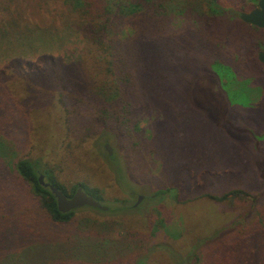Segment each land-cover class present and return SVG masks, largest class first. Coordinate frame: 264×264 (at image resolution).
Wrapping results in <instances>:
<instances>
[{"label": "trees", "instance_id": "obj_1", "mask_svg": "<svg viewBox=\"0 0 264 264\" xmlns=\"http://www.w3.org/2000/svg\"><path fill=\"white\" fill-rule=\"evenodd\" d=\"M61 1L66 7L64 16L75 26L81 40L77 58L65 63L57 57L42 55L37 65L27 63L21 68L18 60H12L6 67L0 68V264H26L23 257L36 249L41 250V247L49 248L50 256L46 264H69L58 262L60 260H56L52 245L48 247L44 241L50 243L51 236V241H55L53 237L71 224L75 210L64 214L58 212L50 192L38 185V174H42L44 181L61 191L66 198L79 187L100 204L102 202L94 186L79 182L65 189L52 171L41 166L37 159L21 155L33 144L30 139L35 141L33 147L40 143L38 149H43L44 142L49 141V150L53 149L58 141L57 135H61L56 130L65 129L68 122V114L64 115L68 103L73 107L72 117L77 115L75 108L86 104L91 111L79 117L90 116L88 119L92 121L90 125L86 122V127L80 126L86 134H80L76 142L78 146L75 145V148L79 152L76 156L74 151L76 160L71 159L75 166L73 169L77 168L78 173L83 171L85 174L88 163L84 161L93 154V158L97 157L101 162L100 169L114 178L116 187H126L122 170L102 163L96 149L100 137L114 135L121 138L123 132L128 131V101L125 97L141 95L143 100L146 96L148 101L156 103L161 92L187 86L191 91L208 79L211 82L209 90L215 94L221 92L225 88L224 81L229 82L235 71L220 55L219 40L214 39V35L218 33L221 40L232 37L236 47L245 46L250 53L256 47L254 38L260 31L239 20L238 14L245 11L244 0H230L227 8L222 7L218 0ZM250 1L254 3L257 0ZM178 15L184 18V23L178 30L169 29L170 17ZM224 16L227 20L222 18ZM63 38L57 37L59 40ZM254 60L257 62L256 57ZM99 76L103 77L94 85L91 77ZM114 80L116 82L112 83ZM68 92L66 105L62 95ZM19 96L22 100H17ZM115 98H119V102L113 103L116 109L112 110L109 101ZM58 110H63L62 115H57ZM34 120H37L36 125ZM73 148L65 147L62 155L65 160H68ZM63 161L61 159L60 162ZM95 168L98 169V165ZM5 170H8L9 177ZM220 176L223 178L209 175L206 171L201 173V178L207 179L205 185L212 187L242 178L228 171L221 172ZM260 177L263 178L264 174ZM22 185L27 190L24 194L30 195L28 211H20L14 198L6 194L8 190H17ZM169 191L170 188L158 190L152 194L154 198L150 196L149 199L160 200L159 196H165ZM201 198L221 203L225 210L236 213L225 224L211 227L206 235L194 236L187 256L178 258L160 244L150 245L146 253L165 251L175 261L173 264H264V211L257 215L258 218L249 220L252 205L258 201L239 189L218 195L203 193L196 197ZM119 208L124 210L122 206ZM122 216L128 215L122 213ZM87 224L92 223L85 224L88 228ZM157 225L164 228L161 220ZM87 231L80 233L84 235ZM124 235L134 238L123 242L125 247L120 255L117 249L111 248L114 241L92 239L89 245H82L90 252L84 249L81 254L85 257L75 264H131L132 258L131 261L120 259L132 255L133 249L140 248L142 238L128 232ZM84 241L85 238L82 243ZM60 247L64 245L60 244Z\"/></svg>", "mask_w": 264, "mask_h": 264}, {"label": "rangeland", "instance_id": "obj_2", "mask_svg": "<svg viewBox=\"0 0 264 264\" xmlns=\"http://www.w3.org/2000/svg\"><path fill=\"white\" fill-rule=\"evenodd\" d=\"M218 2L226 8L231 3L230 0ZM244 3L243 12L256 5L250 0H244ZM65 12L66 7L61 0H0V68L12 60H18L21 68L27 63L37 65L42 55L57 57L65 63L75 60L81 40L75 26L64 16ZM226 17L222 18L227 20ZM183 23L184 18L180 15L170 17L168 27L178 30ZM258 30L254 38L256 47L250 53L245 46L236 47L232 37L221 40L218 33L214 35V39L219 40L220 55L235 71L229 82L224 81L225 88L221 92H211L208 79L191 91L187 86L161 92L156 103L148 101L146 96L145 100L141 95L124 96L128 101V131L125 130L121 138L104 135L96 144L102 163L122 170L126 187L121 186L120 189L110 173L100 169L101 162L97 157L93 158V154L84 161L88 163L85 174L73 169L71 159L75 158L74 151L76 156L79 152L75 148L76 142L80 134H86L80 126L92 123L88 119L90 116H79L91 110L86 104L82 105L75 108L77 115L72 117L73 107L69 103L67 105L69 92L62 95L67 105L64 115L68 114V122L65 129L56 130L61 135H57L58 141L53 149L49 150V141L44 142L43 149H38L40 143L33 147L35 141L30 139L33 144L30 143L31 147L21 155L37 159L41 166L52 171L65 189L79 182L94 186L102 197L101 205L107 210L75 209L71 224L53 237L56 240L51 241V236L50 243L44 241L48 247L52 245L56 260H60L58 262L75 264L84 258L81 252L84 249L90 252L85 246L92 239L114 241L111 248L117 249L120 255L125 247L123 242L134 238L125 237L124 233L128 232L142 238V242L140 248L133 249L132 255L121 261H131L132 258L131 264H173L175 261L165 251L146 253L149 246L160 244L178 258L187 256L194 236L206 235L211 227L225 224L236 213L225 210L221 203L196 199L203 193L218 195L231 189L242 190L258 201L256 205L249 201L253 207L249 220L258 218L257 215L264 211V177H260L264 174V65L254 59L264 45V28ZM67 34L68 38L65 37ZM63 36L65 39H57ZM102 77H91L94 85ZM20 96L17 100H22ZM109 102L115 110L113 103L119 102V98ZM62 113L63 110H58L57 115ZM33 124L36 125L37 120ZM67 146L74 148L65 160L62 155ZM61 159L64 161L60 162ZM97 165L98 169L95 168ZM203 171L218 178L222 177L221 172L228 171L242 178L212 187L205 185L207 179L201 178ZM4 172L10 176L8 170ZM22 186L18 188L20 191L10 189L6 194L14 198L20 211H28L30 195L24 194L26 188ZM166 188L170 191L165 196L160 195V200L149 199L150 196L154 198V192ZM138 196L140 200L134 206ZM185 200L188 202L183 203ZM120 206L124 210H120ZM122 213L128 216H122ZM158 220L162 221L164 228H159ZM86 223L92 224H87V228ZM80 231L87 232L81 235ZM84 238L86 241L82 243ZM60 244L64 247L61 248ZM49 256V248L41 247V250L25 255L23 261L26 264H46Z\"/></svg>", "mask_w": 264, "mask_h": 264}, {"label": "water", "instance_id": "obj_3", "mask_svg": "<svg viewBox=\"0 0 264 264\" xmlns=\"http://www.w3.org/2000/svg\"><path fill=\"white\" fill-rule=\"evenodd\" d=\"M238 18L244 24L249 26H253L258 29L264 28V0H257L255 8L249 10L248 12H240L238 14ZM256 60L261 65H264V45L261 51L256 54ZM107 154H110L107 146H104ZM37 183L42 188L47 189L55 201V206L58 212L64 214L70 211H73L78 208L88 207L97 209L100 211H106L107 207L101 205L98 201L94 200L91 196L87 195L82 191L81 188L77 187L73 194L66 198L61 191L55 188L53 185L44 181V177L42 174L37 175ZM140 197L137 198V201ZM137 203V202H136ZM134 204V206L136 205Z\"/></svg>", "mask_w": 264, "mask_h": 264}, {"label": "flooded vegetation", "instance_id": "obj_4", "mask_svg": "<svg viewBox=\"0 0 264 264\" xmlns=\"http://www.w3.org/2000/svg\"><path fill=\"white\" fill-rule=\"evenodd\" d=\"M138 197H139V196H138ZM138 197H137V198H138ZM139 200H140V199H139ZM139 200H138V201H139ZM138 201H137V199H136V202H138ZM136 202H135V203H136Z\"/></svg>", "mask_w": 264, "mask_h": 264}]
</instances>
